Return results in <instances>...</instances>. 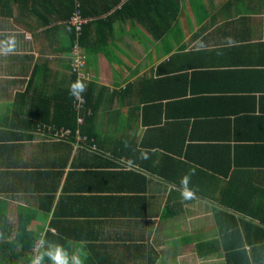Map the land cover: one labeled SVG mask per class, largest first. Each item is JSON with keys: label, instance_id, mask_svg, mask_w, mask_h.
<instances>
[{"label": "crops", "instance_id": "obj_1", "mask_svg": "<svg viewBox=\"0 0 264 264\" xmlns=\"http://www.w3.org/2000/svg\"><path fill=\"white\" fill-rule=\"evenodd\" d=\"M67 1L0 0V229L60 210L108 264H264V0H85L88 149L34 130L71 112Z\"/></svg>", "mask_w": 264, "mask_h": 264}, {"label": "trees", "instance_id": "obj_2", "mask_svg": "<svg viewBox=\"0 0 264 264\" xmlns=\"http://www.w3.org/2000/svg\"><path fill=\"white\" fill-rule=\"evenodd\" d=\"M180 0H158L157 9H180L179 5ZM160 4L162 7H160ZM66 9H71L68 16V28L71 30L72 35V45L70 47L71 53V64H70V72L74 77L73 81L77 79L83 81L88 85V74H87V54L85 50V42L87 37L85 38V29L90 22V17L88 13L85 12L86 2L85 0H68ZM79 11L81 19L85 20V22L81 25L79 31L76 30L75 26L70 24L69 20L71 16ZM88 50V49H87ZM75 53H79L83 55L84 67L81 68L82 73L85 74V78H79L78 72L73 71V60ZM85 99V108L80 113H76L73 102L74 97L70 96L68 98V102H71V112L63 107H60V120L64 122L56 121L55 124L48 123H37L34 127L37 132H41L45 134V136L51 140H57L59 144L65 143L68 145H72L76 139V134L82 136L77 141V146L82 147L83 149H88V114L91 109L88 107V87H86V92L84 91L81 94ZM99 100H104L103 96H99ZM92 112V111H91ZM83 117V123H77V116ZM65 116V119L63 118ZM66 132V133H65ZM62 134V135H57ZM51 205H47L45 207L47 213L51 210ZM49 216V213L46 214V217ZM30 218V216H28ZM45 217V218H46ZM63 217V212L60 210L54 211V218L50 221V227L55 228L57 230V234L54 235L51 229L41 230L39 231L36 226V222H33L32 218H37V215L32 216L29 220L21 221L15 228V230L11 233L7 230L0 229V264H29L31 256L33 255L32 245L35 239L47 231V239L50 241H56L65 246V243L69 240L67 238L68 234L65 233V225L62 224L61 218ZM72 238L82 239L85 238L83 235L73 236ZM88 253V252H87ZM108 264L105 262V254L102 252H94L88 253L87 258L85 259V264ZM46 264H50V262H46Z\"/></svg>", "mask_w": 264, "mask_h": 264}, {"label": "clouds", "instance_id": "obj_3", "mask_svg": "<svg viewBox=\"0 0 264 264\" xmlns=\"http://www.w3.org/2000/svg\"><path fill=\"white\" fill-rule=\"evenodd\" d=\"M226 42L229 45H233L235 41L231 37H226ZM16 52V39L14 36H8L3 40H0V55L8 56ZM86 90V84L77 79L69 85V95L74 97L77 101L82 102L81 94ZM141 159H147V153L142 152ZM190 176L184 175L181 178V196L185 200L192 199L194 196L193 191L189 188ZM56 235L57 233H53ZM47 231L39 235L33 245V255L29 261V264H85V259L88 253L81 245L74 252H69L68 248L56 241H50L47 238Z\"/></svg>", "mask_w": 264, "mask_h": 264}, {"label": "built area", "instance_id": "obj_4", "mask_svg": "<svg viewBox=\"0 0 264 264\" xmlns=\"http://www.w3.org/2000/svg\"><path fill=\"white\" fill-rule=\"evenodd\" d=\"M69 22H70V24L75 26L77 31H79L80 28H81V25L85 22V20L81 19L79 11H76L71 16ZM72 67H73V71H77L78 72V77L80 79L81 78H85V74L82 73V71H81V68L84 67V60H83V55L82 54L75 53ZM73 106H74V109H75L76 113H80L81 111H83L84 108H85V99H84V97H82V102H79V101H77L74 98ZM83 119H84L83 117L78 115L77 116V123L78 124H82L83 123ZM57 135H62V134H57Z\"/></svg>", "mask_w": 264, "mask_h": 264}]
</instances>
